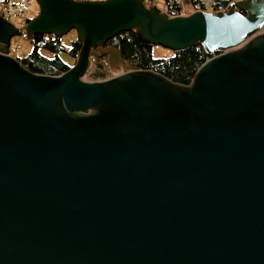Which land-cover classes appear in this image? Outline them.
Segmentation results:
<instances>
[{"label": "water", "instance_id": "95a60500", "mask_svg": "<svg viewBox=\"0 0 264 264\" xmlns=\"http://www.w3.org/2000/svg\"><path fill=\"white\" fill-rule=\"evenodd\" d=\"M34 1L27 40L81 44L65 72H32L0 15V264H264V0ZM127 31L219 52L182 84L127 65L107 45ZM102 58L125 71L90 73Z\"/></svg>", "mask_w": 264, "mask_h": 264}, {"label": "trees", "instance_id": "16d2710c", "mask_svg": "<svg viewBox=\"0 0 264 264\" xmlns=\"http://www.w3.org/2000/svg\"><path fill=\"white\" fill-rule=\"evenodd\" d=\"M162 1L164 11L169 15H179L184 13L185 10L183 9L185 6L195 4L201 0ZM212 1L214 3L213 6L217 7L230 3L234 4L236 0ZM29 42L32 45L31 51L26 52L25 55H22L23 53L14 55L25 68L35 73L49 75L61 74L69 69L70 65L59 55V51H62L64 48L57 37L53 35L36 34ZM109 42L119 49L125 62L139 69L154 70L182 84H188L198 67L206 59L219 52L214 51L213 53H207L201 45L197 44L193 47L173 52L169 57L157 58L152 54L153 45L146 42L134 31L122 32L111 38ZM80 44L78 38L72 42L69 53L73 58H76Z\"/></svg>", "mask_w": 264, "mask_h": 264}, {"label": "rangeland", "instance_id": "374dc122", "mask_svg": "<svg viewBox=\"0 0 264 264\" xmlns=\"http://www.w3.org/2000/svg\"><path fill=\"white\" fill-rule=\"evenodd\" d=\"M17 1H20V0H17ZM146 4L149 5V3H146ZM163 6H164L163 1L159 0V7L162 10H163ZM187 6H189V5H187ZM187 6L184 7V9H183V10H185L184 12L189 11V8L186 10ZM31 11H32L31 12L32 17L35 16L38 12V6L34 0L32 1V4H31ZM10 21L13 23H16L18 20H17V17L11 16ZM77 37L78 36H77L76 30L72 29L68 33H66L63 36H61L60 38H58L60 41V44L64 48L62 51H59V55L68 65H70V67L74 64L76 58H73V56L69 53V49L71 48L72 42L74 40H76ZM107 43H110V42L108 41ZM110 44H112V43H110ZM31 49H32L31 43L24 36L15 35L11 38L10 55H12L13 57H15L14 55H19L20 53L29 52V51H31ZM44 53L47 54L46 52H44ZM172 53H173V51H171L167 48H164L162 46H159V45H153V47H152V54L154 57H157V58H166V57L171 56ZM47 55H49V54H47ZM100 62L103 63L104 61H100ZM125 63L127 65H131L127 62H125ZM104 69H105V71H104ZM124 71H125V68L123 65L119 66L118 68L107 69V71H106V68H103L101 70H97L94 68V66H92L90 73H104L105 78H109V77L115 76L119 73H122ZM84 78L88 81L100 79V77H98V75L97 76H89L88 74H86L84 76Z\"/></svg>", "mask_w": 264, "mask_h": 264}, {"label": "built area", "instance_id": "2783aa9c", "mask_svg": "<svg viewBox=\"0 0 264 264\" xmlns=\"http://www.w3.org/2000/svg\"><path fill=\"white\" fill-rule=\"evenodd\" d=\"M33 0H0V15L10 21L11 16L17 17V22L13 23L16 27L20 29V35L24 36V28L28 21L31 19V4ZM239 1V0H236ZM235 1V2H236ZM143 2L146 4V2H149V6H154L157 9L163 11L159 7V0H143ZM212 0H201L200 2H196L195 4L189 5L186 7V10L189 8V11L181 13L179 15H186L190 12L201 10L206 12L215 13L217 11H226L228 8L231 7L233 4H227L224 6H213ZM175 16V15H170ZM48 40V39H45ZM26 53H23L22 55H25Z\"/></svg>", "mask_w": 264, "mask_h": 264}, {"label": "flooded vegetation", "instance_id": "af4514ba", "mask_svg": "<svg viewBox=\"0 0 264 264\" xmlns=\"http://www.w3.org/2000/svg\"><path fill=\"white\" fill-rule=\"evenodd\" d=\"M107 45H113V44L107 43ZM100 61H104L103 66H104V68H106V71H107V69H112L111 66L106 62L105 58H102ZM104 71H105V69H104Z\"/></svg>", "mask_w": 264, "mask_h": 264}, {"label": "clouds", "instance_id": "9594fccd", "mask_svg": "<svg viewBox=\"0 0 264 264\" xmlns=\"http://www.w3.org/2000/svg\"><path fill=\"white\" fill-rule=\"evenodd\" d=\"M32 18V17H31Z\"/></svg>", "mask_w": 264, "mask_h": 264}]
</instances>
